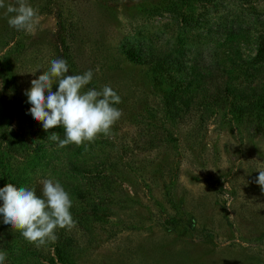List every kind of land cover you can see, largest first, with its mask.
<instances>
[{
	"label": "rangeland",
	"instance_id": "rangeland-1",
	"mask_svg": "<svg viewBox=\"0 0 264 264\" xmlns=\"http://www.w3.org/2000/svg\"><path fill=\"white\" fill-rule=\"evenodd\" d=\"M3 2L0 86L10 76L12 127L25 149L13 159L17 177L6 181L0 166V188L12 183L42 195L40 181L54 178L70 193L76 219L88 207L77 191L99 193L93 187L102 172L113 183L102 217L57 231L72 236L74 264H264V191L255 182L264 170V126L219 101L235 91L241 102L255 87L264 0H185L178 10L173 0H26L39 16L30 32L8 23L7 5L17 0ZM59 18L69 29L68 74L93 70L91 83L111 86L123 113L111 135L63 148L48 140L53 132L63 138V127L45 131L25 95L51 60L63 58ZM129 49L167 55L173 65L159 81ZM162 86L175 90L170 112ZM1 117L0 105V124ZM0 250L6 264H62L55 242L36 247L2 215Z\"/></svg>",
	"mask_w": 264,
	"mask_h": 264
},
{
	"label": "clouds",
	"instance_id": "clouds-1",
	"mask_svg": "<svg viewBox=\"0 0 264 264\" xmlns=\"http://www.w3.org/2000/svg\"><path fill=\"white\" fill-rule=\"evenodd\" d=\"M5 7L0 0V8ZM11 27L17 31L30 32L38 22V10L26 0H17L16 5H7ZM96 71H99L97 68ZM65 59L50 62V68L31 81L25 90L30 114L40 122L45 131L62 126L63 138L53 132L48 140L63 148L75 144L82 146L93 143L100 136H109L113 126L122 117V110L115 107L121 97L109 85L96 90L89 88L94 72L89 69L83 74L70 75ZM58 84V90L53 86ZM256 183L264 191V170H258ZM42 195L34 189L17 188L12 183L0 188V215L3 223L19 231L23 238L36 247L54 243L59 229L71 230L76 221L71 209L73 200L65 187L54 178L40 181ZM226 187V185H225ZM8 253L0 250V264H6Z\"/></svg>",
	"mask_w": 264,
	"mask_h": 264
},
{
	"label": "trees",
	"instance_id": "trees-1",
	"mask_svg": "<svg viewBox=\"0 0 264 264\" xmlns=\"http://www.w3.org/2000/svg\"><path fill=\"white\" fill-rule=\"evenodd\" d=\"M179 1L184 2L185 0H173L172 7L175 10L179 9ZM69 37V29L68 26L62 19L59 18L58 23V31L56 36V41L64 51L63 59H65L69 66V72L74 74L72 70V65L70 63V45L68 43ZM128 57L138 63H146L151 65L152 71L155 74V78L159 81L164 80V74L161 73V70L165 67L166 64H169V58L167 55L163 56H155V55H143L139 51L135 49L126 50ZM6 60L5 63V70H9L12 72L11 66L8 64L10 61L7 62L6 54L2 59ZM252 61H254V67L256 68V72L258 74V80L255 84V87L248 88V92H243L247 94L245 99H241L242 101H238L241 93L233 92L232 96L227 94H220L219 101L225 99V101H230V104L233 108H238V110L246 115H250L256 125L264 126V31L259 35L257 39V50L256 54L253 57ZM171 64V63H170ZM8 65V66H6ZM173 65V64H171ZM4 75L3 76V85L0 86V105H1V124H0V166H2L5 172V177L10 178L12 175L17 177L18 175L14 173V166L15 163L13 162L14 157L17 154H22V150L25 149L24 146V139L23 137L13 129V115L14 110L16 107L15 101H12L11 95L8 89V82L9 78ZM162 84V83H161ZM88 86L89 88H94L99 90L95 84L90 83ZM247 88H245L247 90ZM162 92L164 93V100L165 104L167 105L168 112L176 106V94L175 90L172 87L164 88L162 86ZM230 91V89H229ZM222 98V99H221ZM243 98V97H242ZM96 180H94V187L97 184V193L94 189L89 191L79 190L77 191V195L83 194L82 198L84 199L85 203L88 204V207L83 206L80 213L76 215V223L77 225H81L83 227H88V225L99 219L103 216L101 214L102 209L104 208L105 197L104 193L108 192V190L112 187V182L105 175L104 172L96 174ZM95 178V177H94ZM58 239L55 241V254L57 259L62 264H74V257H75V247L73 243L72 236L68 233H57Z\"/></svg>",
	"mask_w": 264,
	"mask_h": 264
}]
</instances>
